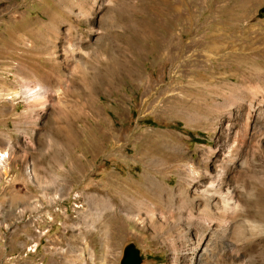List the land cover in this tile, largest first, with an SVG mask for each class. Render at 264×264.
<instances>
[{
  "label": "rangeland",
  "instance_id": "obj_1",
  "mask_svg": "<svg viewBox=\"0 0 264 264\" xmlns=\"http://www.w3.org/2000/svg\"><path fill=\"white\" fill-rule=\"evenodd\" d=\"M187 2L177 28L157 34L158 51L143 39L130 55L101 32L105 2L92 7L96 20L87 26L77 0H0V152L6 154L0 161V264H118L128 242L140 250L141 264L206 262L165 227L157 231L126 220H103L101 227L90 205L93 194L107 198L99 192L115 190L112 185L163 171L167 159L166 167H173L169 186L176 184V167H197L215 154L221 169L228 151L239 154L245 123V139L256 132L264 104L251 102L242 118L239 105L225 101L224 83L231 65L243 71L264 63V34L244 31L264 28V10L257 15L264 0L250 7L245 0ZM233 12L239 14L237 29L224 21ZM43 13L52 21L49 30L39 25ZM188 20L193 31L182 26ZM76 27L71 56L63 51ZM213 38L220 49L212 48ZM112 61L121 67L116 78L106 79ZM46 82L52 86L42 98L24 96L25 87ZM255 135L264 150V134ZM70 156L84 159L76 175ZM188 238L194 242L193 233ZM255 242L252 253L238 252L240 264H264V233L245 231L236 249Z\"/></svg>",
  "mask_w": 264,
  "mask_h": 264
},
{
  "label": "bare ground",
  "instance_id": "obj_2",
  "mask_svg": "<svg viewBox=\"0 0 264 264\" xmlns=\"http://www.w3.org/2000/svg\"><path fill=\"white\" fill-rule=\"evenodd\" d=\"M100 1L105 2L102 8L104 15H101L98 24L103 36L122 44L123 49L130 52V55H133L135 46L143 39L154 44L153 49H159L160 41L157 36L159 31L162 33L164 30L176 29L179 9L183 5L189 6L188 0ZM97 2L98 0H77L79 12L88 17L85 21L87 26L93 25L96 20V17L90 16L92 7ZM252 2L256 3L257 0H245V6H252ZM224 21L237 29L239 14L230 13ZM50 23L52 24L50 17L43 13L39 18V25L49 30ZM186 25L190 31L196 29L193 21L188 20L182 26ZM78 31L76 27L69 32L66 49L63 51L71 56L76 52L74 36ZM244 31L264 34V28L254 26ZM238 38V35L231 37L232 41ZM211 43L212 48H221L217 38H213ZM80 46L86 47L87 43L80 42ZM131 59L127 56V61L131 62ZM231 66L234 68L230 70L231 72H226L225 76L224 86L228 89L225 101L227 104L237 103L242 112L241 117L244 118L243 115H247L246 110L251 108V102L255 101L259 106L264 104V63L251 65L243 71H239L236 64ZM119 67L120 64L112 61L106 67V79L116 78ZM215 69L217 73L224 74L223 70ZM252 81L254 86L251 84ZM53 85L56 87V83ZM39 86L33 89L25 87L24 96L28 100H37L44 96L47 90L45 88L52 85L46 82L42 87ZM60 91V86H57L56 92ZM246 127L247 123L241 128L239 154L237 149L234 154L228 151L226 159L222 162L224 167L221 169H218L219 165L216 166L217 160L214 158L219 156L215 154L211 161L204 160L200 166L194 167L197 164L192 163L186 169L176 167L174 169L177 174L176 184L169 186L166 181L173 167H166L170 163L167 159L163 171H154L153 175L143 176L142 181L128 180L123 185H112L115 190L106 189L99 192L106 194L107 198L93 194L90 205L96 208L95 217L100 226L103 227L101 223L103 220L112 222L113 225L126 220L139 227L148 224L157 231H163L165 227L166 233H175L182 243L191 245L192 254L199 252V258L206 261L204 264L210 260H214L215 264H240L241 254L252 253L257 249L256 242L243 246L241 250L236 249L237 243L245 239V231H248L249 235L264 233V226L258 223H264V150L259 149V141L255 135L264 134V131L258 130L264 128V106L258 113L254 130L256 132L249 139H245ZM261 142L264 143V137ZM222 145L223 149L227 148L229 139ZM5 155L0 152V161ZM82 158L70 156L68 159V167L75 175L83 169ZM115 191L129 194L131 198L122 201L115 197ZM147 198H153L157 203H148ZM191 233L194 236L193 243H190L188 238Z\"/></svg>",
  "mask_w": 264,
  "mask_h": 264
},
{
  "label": "water",
  "instance_id": "obj_3",
  "mask_svg": "<svg viewBox=\"0 0 264 264\" xmlns=\"http://www.w3.org/2000/svg\"><path fill=\"white\" fill-rule=\"evenodd\" d=\"M142 257L140 250L136 248L133 242H128L123 245L121 257L118 264H141Z\"/></svg>",
  "mask_w": 264,
  "mask_h": 264
},
{
  "label": "trees",
  "instance_id": "obj_4",
  "mask_svg": "<svg viewBox=\"0 0 264 264\" xmlns=\"http://www.w3.org/2000/svg\"><path fill=\"white\" fill-rule=\"evenodd\" d=\"M263 10H264V6L263 7H261L260 9H259V11H258V16H260L261 15V13L263 12Z\"/></svg>",
  "mask_w": 264,
  "mask_h": 264
}]
</instances>
